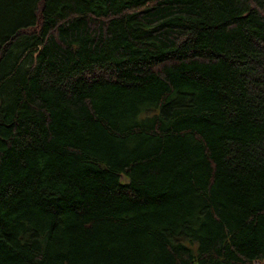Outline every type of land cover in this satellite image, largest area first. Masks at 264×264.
<instances>
[{"label":"trees","instance_id":"1","mask_svg":"<svg viewBox=\"0 0 264 264\" xmlns=\"http://www.w3.org/2000/svg\"><path fill=\"white\" fill-rule=\"evenodd\" d=\"M264 264V0H0V264Z\"/></svg>","mask_w":264,"mask_h":264},{"label":"rangeland","instance_id":"2","mask_svg":"<svg viewBox=\"0 0 264 264\" xmlns=\"http://www.w3.org/2000/svg\"><path fill=\"white\" fill-rule=\"evenodd\" d=\"M255 264H263V263L256 262Z\"/></svg>","mask_w":264,"mask_h":264}]
</instances>
